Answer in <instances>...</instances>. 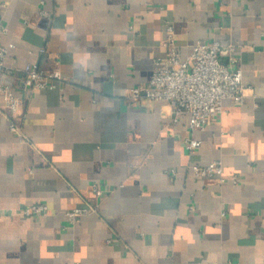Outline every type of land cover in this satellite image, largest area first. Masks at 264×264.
Segmentation results:
<instances>
[{
  "label": "crops",
  "instance_id": "obj_1",
  "mask_svg": "<svg viewBox=\"0 0 264 264\" xmlns=\"http://www.w3.org/2000/svg\"><path fill=\"white\" fill-rule=\"evenodd\" d=\"M167 26L181 59L197 42L233 47L220 62L246 89L192 135L127 95L165 56ZM0 42L5 65L60 74L15 91L12 117L0 97V264H264V0H0ZM214 161L224 184L193 177ZM34 204L48 213L23 217Z\"/></svg>",
  "mask_w": 264,
  "mask_h": 264
},
{
  "label": "built area",
  "instance_id": "obj_2",
  "mask_svg": "<svg viewBox=\"0 0 264 264\" xmlns=\"http://www.w3.org/2000/svg\"><path fill=\"white\" fill-rule=\"evenodd\" d=\"M43 15V13H42ZM1 29V33H5ZM165 56L154 63L153 73L149 82L143 86L132 87L128 97L133 102L149 100L160 102L169 110L173 122L187 117L190 135L203 131L216 117L224 114L223 103L229 101L233 105H241L245 100V86L242 83L240 69L229 71L220 62V57L231 53L234 48H224L218 42L194 44L185 59H181L180 50L176 45L173 30L166 27V38L162 42ZM228 51V52H227ZM43 53V50L40 51ZM8 48L0 42V97L4 102V116L12 117L22 107V100L15 96V91L52 89L53 82L60 79L58 72H44L34 66H25L22 70L5 65ZM235 64L234 58H229ZM10 131L18 138L22 134L18 126L9 122ZM201 142L192 137L185 141L188 154L196 153ZM192 175L197 180L214 179L218 184H224L226 178L221 161L209 165L190 167ZM173 175V172H172ZM236 183V178H232ZM96 196L101 195L98 185L92 186ZM95 212V207L86 205L66 212L70 225L81 218ZM25 218L42 217L48 213L44 204L26 206L20 211Z\"/></svg>",
  "mask_w": 264,
  "mask_h": 264
}]
</instances>
